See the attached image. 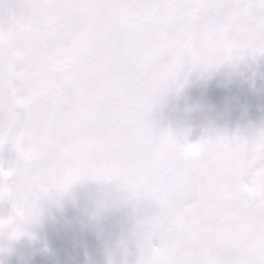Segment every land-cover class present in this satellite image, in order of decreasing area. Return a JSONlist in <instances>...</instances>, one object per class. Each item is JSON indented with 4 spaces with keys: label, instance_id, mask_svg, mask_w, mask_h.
Masks as SVG:
<instances>
[{
    "label": "snow or ice",
    "instance_id": "obj_1",
    "mask_svg": "<svg viewBox=\"0 0 264 264\" xmlns=\"http://www.w3.org/2000/svg\"><path fill=\"white\" fill-rule=\"evenodd\" d=\"M246 56H264V0H0V146L16 172L0 202L15 213L27 192L38 213L116 179L152 209L133 264H264V126L208 131L191 160L150 121L185 70Z\"/></svg>",
    "mask_w": 264,
    "mask_h": 264
},
{
    "label": "rangeland",
    "instance_id": "obj_2",
    "mask_svg": "<svg viewBox=\"0 0 264 264\" xmlns=\"http://www.w3.org/2000/svg\"><path fill=\"white\" fill-rule=\"evenodd\" d=\"M182 86L165 95L153 109V119L173 130L218 133L252 131L264 126V56L225 63L207 72L191 69L182 75ZM13 155L11 146L0 150V161ZM105 185L84 182L73 185L62 198V207L45 204L37 239L18 242L0 254V264H133L137 249L128 235L126 209L109 211L98 220L88 218L112 195ZM10 205L0 202V217ZM151 205L142 203L137 215L147 217Z\"/></svg>",
    "mask_w": 264,
    "mask_h": 264
},
{
    "label": "clouds",
    "instance_id": "obj_3",
    "mask_svg": "<svg viewBox=\"0 0 264 264\" xmlns=\"http://www.w3.org/2000/svg\"><path fill=\"white\" fill-rule=\"evenodd\" d=\"M175 91L176 89H169L161 96L160 99H162L165 95ZM150 121L156 132L167 131L172 134L176 153L182 158L191 160L201 159L208 150V146L205 143V135L208 132L207 130H202L201 133L196 136H193L192 132L187 129L173 130L166 124L154 120L153 110L150 115ZM117 151H122L126 155L128 163L132 166H139L144 162L143 153L135 147L128 146L123 149H117ZM15 174V166L12 157L0 161V180L7 184L13 179ZM84 182H95L97 184L105 185L113 193L105 201L102 208L94 207L90 210L88 216L89 219L98 220L103 213L113 210L120 211L121 209H126L128 211L131 220L128 235L131 236L135 243L137 249V258L140 254V246L147 245L145 240L146 218L137 215V209L141 204L133 201L129 197V194L125 188L116 179L84 180L80 183ZM69 190L56 194L50 198L41 199L37 206L38 213L33 210L29 199V193L27 192L24 194L22 203L16 209L15 213H12L10 206V210L5 215L0 217V254L5 253L9 248L18 242H32L36 240L37 236L35 228L41 221L44 212V205L55 204L58 208L62 207V198L68 194ZM13 235L14 238L9 239V237ZM152 243L154 245L155 241ZM146 252L147 246L145 247V253ZM109 264H117L116 259H110Z\"/></svg>",
    "mask_w": 264,
    "mask_h": 264
}]
</instances>
